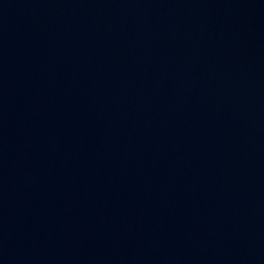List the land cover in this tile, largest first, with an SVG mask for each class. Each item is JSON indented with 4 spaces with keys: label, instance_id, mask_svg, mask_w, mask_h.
<instances>
[{
    "label": "water",
    "instance_id": "obj_1",
    "mask_svg": "<svg viewBox=\"0 0 264 264\" xmlns=\"http://www.w3.org/2000/svg\"><path fill=\"white\" fill-rule=\"evenodd\" d=\"M0 264H264V0H0Z\"/></svg>",
    "mask_w": 264,
    "mask_h": 264
}]
</instances>
